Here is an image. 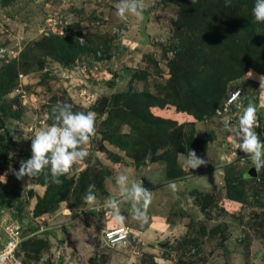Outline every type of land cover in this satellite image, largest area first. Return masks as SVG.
Wrapping results in <instances>:
<instances>
[{
	"label": "rangeland",
	"instance_id": "rangeland-1",
	"mask_svg": "<svg viewBox=\"0 0 264 264\" xmlns=\"http://www.w3.org/2000/svg\"><path fill=\"white\" fill-rule=\"evenodd\" d=\"M220 1L229 4L233 19L247 23L248 28L240 30L242 38L250 37L252 29L264 34V24L260 30L252 14L255 0ZM118 3L0 0V175L7 173L6 183H0V247L8 240L9 227L21 234L15 237V254L23 264H264V169L259 172L262 179L259 173L240 179L231 191L239 190V201L228 199L225 187L226 180H239L254 167L233 144L239 135L238 118L249 103L257 108L256 132L264 141L262 74L243 69L226 82L223 93L225 100L229 92L240 89L241 99L229 112L217 115L221 104L214 116L197 121L179 111L178 103L187 87L182 75L189 73L190 58L200 50L218 57L224 66L235 62V54L222 59L216 51L222 46L217 25L227 20V15L216 13L218 0H144L142 14L125 19L116 14ZM234 34L238 39L239 33ZM49 40L60 41L62 61L51 55ZM245 56L236 54L241 63L247 62ZM120 94L127 97L114 101ZM135 94L139 99L152 96L144 102L149 104L146 112L173 122V140L153 130L137 140L140 146L123 140L125 150L106 140H116V132L132 133L135 119L124 107L136 105ZM57 101L72 104L74 111L95 112L96 133L83 145L86 157L65 175L72 185L64 201L34 216L45 185L38 177L18 180L10 168L18 170L20 161L31 156V138L54 122L51 107ZM112 105L113 133L102 122ZM228 122L231 132L224 127ZM179 129L183 138L191 133L204 141L205 151L198 156L208 161L206 166L190 171L185 167L187 152H179L181 142L175 143ZM166 151L174 152L173 168L160 158ZM119 173L127 174L129 183L142 182L153 199L147 223L133 218L130 202L121 205L124 226L140 230L139 235L107 247L101 231L119 224L102 210L107 199H121ZM81 181L87 188L95 186L94 205L86 204L77 191ZM173 181L175 191L170 187Z\"/></svg>",
	"mask_w": 264,
	"mask_h": 264
},
{
	"label": "trees",
	"instance_id": "trees-1",
	"mask_svg": "<svg viewBox=\"0 0 264 264\" xmlns=\"http://www.w3.org/2000/svg\"><path fill=\"white\" fill-rule=\"evenodd\" d=\"M165 1L171 2V0ZM221 2L222 1L218 0L219 4L216 5L215 10L217 15L219 13H222L223 16L227 15V20L217 25V36L219 35L218 41L222 46L221 49H219L220 51H216L222 59H225L226 55L230 56L232 54H235V62L234 64L230 63V65L224 66L223 62H220L218 57H214L212 54L210 56H206V54H204L200 50H198V52L193 54V57L190 58V66L188 68L189 73L185 74V76H188L185 77L182 75L184 84L187 87L184 91V94L178 97V103L182 107L179 109V111H187V113L197 121L202 119V117L214 116V111L218 106L222 104L224 100L223 93L225 90L226 82L240 76L242 71H244L243 69L251 68L254 72L264 75V34L258 31L255 32V30L252 29L250 37L247 36L245 38H242L240 35V30L243 31V29L248 28L247 23L244 22V20L242 21L240 19H233L229 4H225L226 6H224ZM176 5L180 10L181 8H183L181 3H177ZM263 24L264 23H259L260 30L262 29ZM255 27L256 26L254 25L253 28ZM236 31L239 33L238 39H236V36L234 34ZM58 42L60 41L49 40L48 44L54 51L51 55L58 62H60L62 61L63 56L61 55L62 48L59 46ZM240 52L246 55L245 57L248 59L247 62L243 61L241 63L238 61L236 54ZM199 68L200 71L198 70ZM2 90L3 87L0 83V91ZM177 95L179 94L176 93V96ZM138 96L139 94L133 95V97L137 99L136 105L134 104V106L132 105L124 107L125 109H127V111H129V115L133 116L132 118L135 119V125L133 126V128H130V131H132V133H129L128 136H119L116 132V140H113L111 136H106V140L110 144L122 150H125L127 147V144L123 140H128V143L132 141L131 144L140 146V142H138L137 140L142 136L144 137V135L147 136L152 130L154 131V134L156 132L161 136L166 135V138H170L172 136V140L175 136V131L173 133L172 131H170V129H172L174 125L173 122L166 119L154 118L148 112H146L149 104H144V102H147V100L151 101L152 96L148 95V98H146L147 100L145 98L139 99L140 97ZM126 97V94L113 96V98H115L114 101H118L120 99L124 100ZM108 108L109 106L106 110L107 116L102 122L106 126L108 125V127L112 129L111 132L113 133L115 127L112 126V120H114L115 118L112 114L113 112H115V110L113 109V105L111 109ZM119 112L123 114L122 110H117V113ZM176 133H178V136L181 140L180 141L175 137V143L177 145L181 142V145L177 146L179 147V152H183L184 150L188 152L189 149H192L195 150L197 155H200L205 151V143L202 139L193 137L191 133H188L186 138H183L180 129ZM164 141H166V139H164ZM174 157V152L168 153L167 151L164 152L162 156H160L162 161H164L165 164H171L170 167L172 168V165L175 164ZM177 173L180 174V172H177L175 170L173 175H177ZM261 173L264 174V170ZM261 173H259V179L263 178V174L261 176ZM39 177L40 176H38L39 183L45 185V192L43 196L37 200L33 208L34 216H39L43 213L54 210L55 206H57L59 202L64 201L66 191L72 185V180H65V175L59 178L61 180V183L59 184L51 182L50 174H45L42 179ZM176 178L180 180V177L178 175ZM241 183L242 181L240 180V178L239 180L236 178L233 180L225 181L226 196L228 199L239 201V198L237 197L238 195L236 196V194H239V190L236 189L234 194H232L231 191ZM87 190L88 188L81 181V184L80 186H78L77 191L80 193V195H85ZM81 202L82 201H80L78 198V203Z\"/></svg>",
	"mask_w": 264,
	"mask_h": 264
},
{
	"label": "clouds",
	"instance_id": "clouds-1",
	"mask_svg": "<svg viewBox=\"0 0 264 264\" xmlns=\"http://www.w3.org/2000/svg\"><path fill=\"white\" fill-rule=\"evenodd\" d=\"M144 7V0H119L116 6V14L121 19H125L128 14L140 16ZM252 14L258 23H264V0H255ZM83 42L81 38V43ZM259 82L260 89L264 90V75L259 77ZM239 95L240 91L237 90L233 93V98L235 99ZM241 96L242 92L238 100L241 99ZM234 104L230 106V109ZM221 107L217 109H221ZM51 118L54 122L50 126L35 132L32 136L31 156L20 161L18 170L10 168L18 180H24L26 177L31 180L43 173L50 174L51 182L59 184L61 183L59 178L68 174L75 163L86 157L87 153L84 151L83 145L90 143L95 136L96 113L74 111L72 104L57 101L51 107ZM259 118L256 106L249 103L238 118L239 135L233 140V144H237V149L245 153L246 159L251 160L256 176L264 169V141L256 132V129L260 127ZM224 127L231 132L232 125L230 122L225 123ZM220 158L225 159L223 156ZM207 163L208 161L199 157L195 150H188L185 167L189 171L206 166ZM243 174H241L240 179H244L242 178ZM6 176L7 173L0 175V183H6ZM116 184L119 186L121 199H107L102 211L107 210L116 223L123 224L126 217L122 213L121 205L124 202H130L133 218L140 223H147L149 219L147 210L152 202L153 192L147 189L142 182L133 181L129 183V177L125 173H119L116 176ZM170 187L175 191L176 183L170 182ZM94 189L95 186L90 185L86 191L84 195L86 204L94 205L96 203L97 195ZM115 227H123L129 231L126 240L117 244H126L130 238L135 237L128 227L124 225ZM107 229L109 228L103 229L101 233ZM5 258V256L0 255V264H3Z\"/></svg>",
	"mask_w": 264,
	"mask_h": 264
},
{
	"label": "built area",
	"instance_id": "built-area-1",
	"mask_svg": "<svg viewBox=\"0 0 264 264\" xmlns=\"http://www.w3.org/2000/svg\"><path fill=\"white\" fill-rule=\"evenodd\" d=\"M239 90L241 95V90L236 89L229 92L227 97L225 98V101L221 107V109H217L216 113L217 115H220L222 112H228L230 109V106L237 102L238 98H233V93L235 91ZM232 155V154H231ZM235 155V154H233ZM6 233L8 235V240L1 243L0 247V255L5 256V260L3 261V264H23L22 261L17 257L15 254L16 245L18 243V238H21V234H18L16 230H10L9 227H6ZM128 230L123 227H112L102 232V238L103 242L106 246H113L119 242H123L127 238ZM15 237H18L17 240Z\"/></svg>",
	"mask_w": 264,
	"mask_h": 264
},
{
	"label": "water",
	"instance_id": "water-1",
	"mask_svg": "<svg viewBox=\"0 0 264 264\" xmlns=\"http://www.w3.org/2000/svg\"><path fill=\"white\" fill-rule=\"evenodd\" d=\"M256 177V171L253 167L249 168L242 176V178H254Z\"/></svg>",
	"mask_w": 264,
	"mask_h": 264
},
{
	"label": "crops",
	"instance_id": "crops-1",
	"mask_svg": "<svg viewBox=\"0 0 264 264\" xmlns=\"http://www.w3.org/2000/svg\"><path fill=\"white\" fill-rule=\"evenodd\" d=\"M98 214H99V213H98ZM98 214H97V215H98ZM85 216H86V215H85ZM122 225H124V224H119L118 226H122ZM108 226H109V225H107V227H105L104 229L108 228ZM86 227H87V226H86ZM128 228H129V227H128ZM85 229H87V228H85ZM129 229H130V228H129ZM133 230H134V231H133ZM131 231L134 233V236H135V235H137L136 233H138L140 230H137V231L135 232V229H131ZM141 234H142V233H141ZM138 235H139V234H138ZM138 235L136 236V238H138Z\"/></svg>",
	"mask_w": 264,
	"mask_h": 264
}]
</instances>
